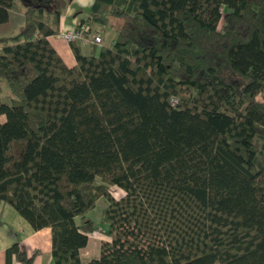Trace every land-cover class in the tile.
Here are the masks:
<instances>
[{
    "label": "trees",
    "instance_id": "16d2710c",
    "mask_svg": "<svg viewBox=\"0 0 264 264\" xmlns=\"http://www.w3.org/2000/svg\"><path fill=\"white\" fill-rule=\"evenodd\" d=\"M20 2L0 34V201L50 228L54 263L81 264L102 195L87 264H264V0H94L77 24L116 35L70 41L72 66L48 39L70 0Z\"/></svg>",
    "mask_w": 264,
    "mask_h": 264
},
{
    "label": "crops",
    "instance_id": "0c3cea01",
    "mask_svg": "<svg viewBox=\"0 0 264 264\" xmlns=\"http://www.w3.org/2000/svg\"><path fill=\"white\" fill-rule=\"evenodd\" d=\"M93 1L94 0H70L64 13L60 17V30L74 26L80 22L81 19L86 18L88 9ZM22 9V6L16 8L12 7L9 10V19L6 22H10L12 19H16L18 22L24 20ZM16 12L20 14L18 16L14 15ZM4 34L8 33L2 31V35ZM48 39L68 66H72L76 63L70 42L64 40L58 34H50L48 35ZM85 49H89L88 44H82V50ZM0 120H2V114L0 115ZM96 229L88 234L86 244L80 248L81 264H87L91 258L99 256L100 241L106 236L104 234L105 231L101 233L97 232ZM14 242H18L20 247L28 254L37 250L34 264H55L51 252L50 228L43 227L34 229L12 204L6 201H0V264H7L6 250ZM9 264L23 263L12 253L9 257Z\"/></svg>",
    "mask_w": 264,
    "mask_h": 264
},
{
    "label": "rangeland",
    "instance_id": "374dc122",
    "mask_svg": "<svg viewBox=\"0 0 264 264\" xmlns=\"http://www.w3.org/2000/svg\"><path fill=\"white\" fill-rule=\"evenodd\" d=\"M26 1H31V0H26ZM18 6H21L20 0H16L13 7L16 8ZM19 14H20L19 12L14 13V15H16V16H18ZM22 23H23V20L18 22V20H16V19H12L10 22L0 23V34H2V31H6V33H8V34L15 33L18 31V29ZM97 26H95V27H97ZM98 27L100 30V34L102 36L101 43L111 44V41L113 40V38L115 37V34H116L115 30H113L110 27H105V29L100 28V26H98ZM104 33H105V35H104ZM90 44L91 43H89L88 45H90ZM88 50L85 49L83 51L88 52ZM0 51H1V46H0ZM258 97L260 98L261 94H258ZM0 100L9 101V88H8V84L4 78H0ZM3 119H4V115H2V120ZM109 188L112 191V193L116 196L123 193V189H121L118 186H110ZM107 203H108L107 199L101 195L96 200L95 205L86 212V216L90 217L95 222L97 232L103 233L104 231H106L104 229H107V225L104 224L105 222L102 221V212H103L104 207L107 205ZM104 234H105V232H104Z\"/></svg>",
    "mask_w": 264,
    "mask_h": 264
},
{
    "label": "built area",
    "instance_id": "2783aa9c",
    "mask_svg": "<svg viewBox=\"0 0 264 264\" xmlns=\"http://www.w3.org/2000/svg\"><path fill=\"white\" fill-rule=\"evenodd\" d=\"M61 38L70 42L72 40H79L82 44L95 43L100 44L102 36L95 28H92L88 23H80L71 27H66L57 33ZM176 100L174 97L171 99Z\"/></svg>",
    "mask_w": 264,
    "mask_h": 264
}]
</instances>
